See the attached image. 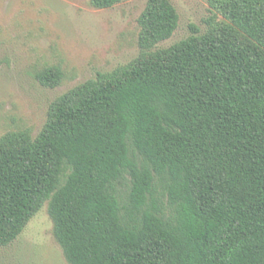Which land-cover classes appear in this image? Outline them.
<instances>
[{
    "label": "trees",
    "instance_id": "16d2710c",
    "mask_svg": "<svg viewBox=\"0 0 264 264\" xmlns=\"http://www.w3.org/2000/svg\"><path fill=\"white\" fill-rule=\"evenodd\" d=\"M208 2L205 32L156 48L180 15L148 0L134 60L0 138V246L47 203L68 264H264V0Z\"/></svg>",
    "mask_w": 264,
    "mask_h": 264
},
{
    "label": "rangeland",
    "instance_id": "374dc122",
    "mask_svg": "<svg viewBox=\"0 0 264 264\" xmlns=\"http://www.w3.org/2000/svg\"><path fill=\"white\" fill-rule=\"evenodd\" d=\"M171 1L179 26L156 48L188 37L191 24L205 32L214 16L208 0ZM147 2L96 8L90 0H0V138L16 130L38 136L58 97L134 60L140 53L138 18ZM54 66L65 78L50 86L37 75ZM0 264H68L47 203L17 239L0 246Z\"/></svg>",
    "mask_w": 264,
    "mask_h": 264
}]
</instances>
